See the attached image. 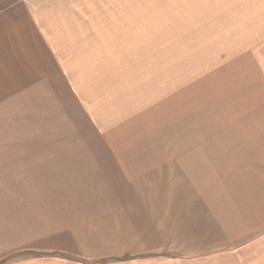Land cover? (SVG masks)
Listing matches in <instances>:
<instances>
[{
    "label": "rangeland",
    "instance_id": "obj_1",
    "mask_svg": "<svg viewBox=\"0 0 264 264\" xmlns=\"http://www.w3.org/2000/svg\"><path fill=\"white\" fill-rule=\"evenodd\" d=\"M97 2L0 42V264H172L169 191L264 195V0Z\"/></svg>",
    "mask_w": 264,
    "mask_h": 264
},
{
    "label": "crops",
    "instance_id": "obj_2",
    "mask_svg": "<svg viewBox=\"0 0 264 264\" xmlns=\"http://www.w3.org/2000/svg\"><path fill=\"white\" fill-rule=\"evenodd\" d=\"M81 1H86L84 6L104 5L97 0H0L1 44L17 48L24 45L21 39L40 41L39 34L53 54H63L69 33L75 27L80 32ZM22 22H28L29 28L35 22L38 34L29 28L17 30ZM168 193L177 199L174 230L184 235V247L191 252L170 256L172 264H264V219L257 218L258 208L264 212V195L223 190Z\"/></svg>",
    "mask_w": 264,
    "mask_h": 264
}]
</instances>
